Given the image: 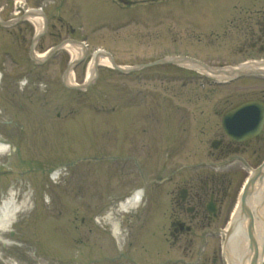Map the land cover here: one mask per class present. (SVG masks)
Returning <instances> with one entry per match:
<instances>
[{
  "label": "rangeland",
  "instance_id": "1",
  "mask_svg": "<svg viewBox=\"0 0 264 264\" xmlns=\"http://www.w3.org/2000/svg\"><path fill=\"white\" fill-rule=\"evenodd\" d=\"M229 1L26 0L29 6H42L48 19L47 32L38 41L37 51L65 38L88 43L87 56L75 68L76 81L82 80L91 50L96 47L112 52L118 63L127 65L165 54L187 52L199 58L207 55L205 43L196 41L200 39L196 37L199 31L189 24L217 25L218 14ZM0 2L8 5L3 19L10 18L11 0ZM32 35V26L26 20L10 28L0 27V140L11 147L0 154V199L10 190L17 193L19 206L27 198L16 221L0 234V264H92V260L118 255H128L145 264L166 257L170 252L160 240L156 222L136 225L133 232L138 233L137 238L132 232V242L125 244L123 237L118 241L110 233L105 216L111 212L123 233L129 229V216L133 217L135 211L144 221L149 201L143 200L129 212L119 211L118 201L132 184L148 177L149 166L155 167L149 178L159 180L164 175L160 166L168 150L173 151L172 145L179 144L180 148L181 142L187 144L183 155L175 154L176 160L170 162L178 161L176 165L195 160L191 142L196 141L200 152H206L217 124L214 119L206 120L195 104L207 105V101H200L214 100L228 87L180 88L175 77L152 74L147 69L138 74L139 79L133 74L126 77L103 69L87 92L64 90L60 83L68 52L62 49L42 67H36L27 55ZM222 38L215 44L212 40L211 57H203L216 67L231 65L233 61L228 52L233 49L231 40L235 37ZM24 79L27 83L22 82ZM39 102L44 109L40 113L36 109ZM125 103L131 106L124 107ZM97 106L108 110L97 111ZM112 106L118 109L110 111ZM117 117L126 120V125ZM114 119L119 122L115 127ZM132 128L134 138L129 137L134 132ZM119 142L129 145L121 153L126 156L117 163L114 156L119 154ZM101 150L103 153L98 155ZM93 152L96 154H87ZM88 155L100 161H86ZM101 158L107 162H101ZM59 166V175L54 177L53 171ZM185 170L180 171L175 182L186 178L191 181L189 178L197 175L196 170ZM247 174L244 169L226 174L231 193L225 207L231 208ZM221 189L220 197L224 198L226 190ZM145 190H151V184ZM104 196H111L110 202H104L100 211L92 210L93 205L103 202L95 201L102 197L106 200ZM83 216H87V228L81 223ZM225 218L223 212L213 225H223ZM198 240L199 235L192 248L184 251L187 257L170 240L167 244L176 250L173 257L193 259ZM210 243L220 250L219 238ZM82 247L87 254H81Z\"/></svg>",
  "mask_w": 264,
  "mask_h": 264
},
{
  "label": "bare ground",
  "instance_id": "2",
  "mask_svg": "<svg viewBox=\"0 0 264 264\" xmlns=\"http://www.w3.org/2000/svg\"><path fill=\"white\" fill-rule=\"evenodd\" d=\"M26 18L35 27V33L41 32L43 27V18L39 13L29 11ZM65 49L70 53V62L78 59L83 54V48L76 43L65 45ZM44 53H38V57H42ZM102 64L109 66L110 58L102 53L92 56L85 69V79L90 80L96 74V65ZM252 64L251 66H255ZM250 66V67H251ZM253 68V67H252ZM257 68L264 69V66ZM238 67H234L230 71L236 72ZM223 75V76H220ZM228 75V71L223 74L216 75V78H222ZM67 82L75 84L74 74L68 73ZM240 127L246 128L247 122H240ZM10 147L0 140V154L4 153ZM261 168H259L260 170ZM57 175L56 173H54ZM252 184V183H251ZM17 193L10 190L0 199V234L8 230L16 221L17 213L25 206L26 199L19 206L16 198ZM143 192L137 190L130 198L120 202L119 211H126L130 207L140 203ZM244 208L247 212L245 217H239L233 224L230 235L223 244V258L225 264H264V166L262 167L258 177L253 181L249 192L245 194ZM238 204V203H237ZM234 214H232L233 216ZM105 218L111 222V230L114 234L119 232L117 223L107 214Z\"/></svg>",
  "mask_w": 264,
  "mask_h": 264
},
{
  "label": "flooded vegetation",
  "instance_id": "3",
  "mask_svg": "<svg viewBox=\"0 0 264 264\" xmlns=\"http://www.w3.org/2000/svg\"><path fill=\"white\" fill-rule=\"evenodd\" d=\"M244 10L245 12L241 18L248 16V20L250 21H247L245 18L244 27L240 28L239 25L237 26L243 37L238 53L241 54V57L247 55L252 57V53H255V56H264V4L252 10ZM246 99L244 98L240 101H245ZM238 103H235L233 98H229L221 109L214 112L216 115L221 116V113L223 114V112L233 108ZM261 133L255 139L257 148H261L259 143L264 141V136ZM251 143L252 140L235 142L227 138H221L217 149L212 152V156L222 158L230 154L245 152L251 146ZM212 179L210 177L207 179L206 177L203 180V184L199 185V189L197 190L193 187H186V191L182 190L180 193L171 195L169 203L170 213L167 216L166 237L170 238L173 243H176L183 252L190 250L197 232L208 228L210 223L217 219L221 212L220 200H218V197H215V189L218 190V187L215 184V180ZM176 189L174 188L175 192ZM174 190H172V193ZM206 190L209 191V197L212 196L217 205L218 212L215 215L208 213L205 209L206 196L208 195L206 194Z\"/></svg>",
  "mask_w": 264,
  "mask_h": 264
},
{
  "label": "water",
  "instance_id": "4",
  "mask_svg": "<svg viewBox=\"0 0 264 264\" xmlns=\"http://www.w3.org/2000/svg\"><path fill=\"white\" fill-rule=\"evenodd\" d=\"M261 124V122H259L258 123V126ZM251 181H253V179L251 180ZM244 198H245V193L243 194V196H242V202L244 201ZM247 210V209H246ZM248 212V211H247ZM264 245V244H263Z\"/></svg>",
  "mask_w": 264,
  "mask_h": 264
}]
</instances>
